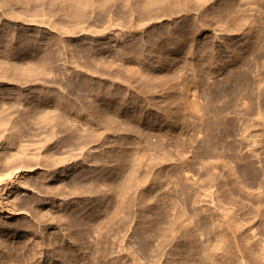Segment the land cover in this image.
Here are the masks:
<instances>
[{
	"label": "rangeland",
	"instance_id": "1",
	"mask_svg": "<svg viewBox=\"0 0 264 264\" xmlns=\"http://www.w3.org/2000/svg\"><path fill=\"white\" fill-rule=\"evenodd\" d=\"M0 98V264H261L264 0H0Z\"/></svg>",
	"mask_w": 264,
	"mask_h": 264
},
{
	"label": "bare ground",
	"instance_id": "2",
	"mask_svg": "<svg viewBox=\"0 0 264 264\" xmlns=\"http://www.w3.org/2000/svg\"><path fill=\"white\" fill-rule=\"evenodd\" d=\"M39 100H41V97L40 96H38L37 97ZM0 99H2V98H0ZM3 100V99H2ZM1 111V110H0ZM2 112H0V123L2 124V123H6V116L5 115H3L2 116V114H1ZM7 152V151H6ZM235 226H236V230H237V232H239V234H237L238 235V237L240 238H237L236 236V247H237V251H238V253L240 254V251L241 250H243L241 247L243 246L244 247V250H247V252H248V254L250 253L251 254V256L252 255H254L255 257H256V259L261 263V264H264V244H262L261 243V241H259V239H257L255 236H256V232H253V233H251L250 235H246L245 234V229L243 230V224L241 223V221H240V219L239 218H236L235 219ZM4 223V222H0V228H2L3 226H2V224ZM16 225V224H15ZM14 226V225H13ZM7 227H9V226H7ZM6 228V227H5ZM10 228H12V226H10ZM17 228H19V227H17ZM254 229V227L252 226V227H250L249 229ZM9 230V229H8ZM5 231V230H4ZM12 234V233H11ZM5 235V234H4ZM9 235V234H8ZM11 236V235H10ZM7 237V236H6ZM3 239V238H2ZM239 239V240H238ZM1 240V239H0ZM4 240V239H3ZM6 241H7V239H6ZM2 242V241H1ZM4 242V241H3ZM9 243H11V242H9L8 241V244ZM7 244V245H8ZM5 245H6V243H5ZM3 246H4V244H3ZM4 248V247H3ZM8 248V247H7ZM1 249H2V247H1ZM6 250V249H5ZM2 251H4V249L2 250ZM2 251H0V252H2ZM8 251H11V250H7V252ZM5 253V252H4ZM3 254V253H2ZM6 254H8V253H6ZM20 254V253H19ZM18 254V255H19ZM8 255H10V254H8ZM18 255H16V256H18ZM6 256V255H5ZM21 256V255H20ZM0 257H2V256H0ZM4 257V256H3ZM2 257V258H3ZM7 257V256H6ZM19 257V256H18ZM18 257H15V258H18ZM9 258H10V256H9ZM26 258V257H25ZM4 259V258H3ZM8 259V258H7ZM5 260H6V258H5ZM256 260V261H257ZM2 261V260H1ZM21 261H22V258H21ZM257 261V262H258ZM5 262V261H4ZM19 262V261H18ZM26 263H28L27 261H26ZM15 264H16V260H15ZM19 264V263H18ZM23 264V263H22ZM29 264V263H28Z\"/></svg>",
	"mask_w": 264,
	"mask_h": 264
}]
</instances>
